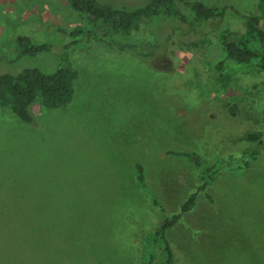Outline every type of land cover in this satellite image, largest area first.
<instances>
[{
    "label": "rangeland",
    "instance_id": "374dc122",
    "mask_svg": "<svg viewBox=\"0 0 264 264\" xmlns=\"http://www.w3.org/2000/svg\"><path fill=\"white\" fill-rule=\"evenodd\" d=\"M183 1L226 9L191 25L155 17L130 35L71 46L59 30L88 24L65 0H0V73L50 72L67 54L78 74L68 104L37 97L31 123L0 107V253L13 247L17 264H143L153 229L202 182L188 157L169 154L178 150L219 172L165 231L172 264H264V145L243 137L264 139V71L223 59L217 40L239 33L258 0ZM18 35L51 48L20 57Z\"/></svg>",
    "mask_w": 264,
    "mask_h": 264
},
{
    "label": "trees",
    "instance_id": "16d2710c",
    "mask_svg": "<svg viewBox=\"0 0 264 264\" xmlns=\"http://www.w3.org/2000/svg\"><path fill=\"white\" fill-rule=\"evenodd\" d=\"M65 1L74 11L84 14L88 24V26H76L68 31L59 30L68 36L71 46L76 45L80 37L109 39L116 35H130L140 29L145 21L155 17L172 18L191 25L203 20L222 18L226 9V7L209 6L201 1L183 0H146L144 5L133 9L117 7L100 0ZM183 7L191 12H183L181 10ZM257 8L259 12L256 14L242 15L244 25L239 33L230 36L228 32L223 31L218 34L217 40L220 41L224 53L223 59L246 65L256 63L257 70L261 72L264 71V0H258ZM236 13L240 14V12ZM15 43L20 57L36 56L51 48L50 43L33 41L26 35L16 36ZM216 66L220 68L222 62ZM77 76L67 54L60 56V65L50 72L38 67H25L14 73H0V107H8L21 121L31 123L33 114L30 108L37 97H41L43 105L47 108H57L68 104L73 96V83ZM241 79L244 82L246 80L244 77ZM260 105L264 106V101ZM230 109L236 111L234 107ZM243 137L246 141L264 145V139L259 131L246 132ZM169 153L188 157L199 170L202 182L197 191L204 190L215 180L219 172L214 164L207 165L202 162L203 160L196 153L178 150ZM255 154L256 152L252 153L253 156ZM136 178L138 185L143 188V168L139 164L136 165ZM206 195L209 200H212L209 194ZM196 196L197 192L188 196L181 206V213L188 212L194 206ZM152 202L155 206L157 205L155 199H152ZM180 214L164 217L159 226L153 229L151 238L145 242L141 250L143 264L173 263L174 254L165 237V231L180 218ZM34 220L35 214L32 223ZM36 223L35 220L34 229H32L34 235L37 230ZM15 254L16 250L8 246L6 253H0V264H8V261L17 264Z\"/></svg>",
    "mask_w": 264,
    "mask_h": 264
},
{
    "label": "crops",
    "instance_id": "0c3cea01",
    "mask_svg": "<svg viewBox=\"0 0 264 264\" xmlns=\"http://www.w3.org/2000/svg\"><path fill=\"white\" fill-rule=\"evenodd\" d=\"M169 154L177 155V154H173V153H169ZM177 156H181V155H177ZM194 169H195V168H194ZM197 190H198V187H197L196 191H194V192H197V193H198L199 191H197ZM194 192H193V193H194ZM191 194H192V193H191ZM187 198H188V197H187ZM187 198H186V199H187ZM196 198H197V196H196ZM210 201H211V200H210ZM151 203H152V205H154L153 202H152V200H151ZM183 203H184V202H183ZM194 205H195V204H194ZM154 206H155V205H154ZM155 207H156V206H155ZM151 212H152V211H151ZM180 213H181V210H180ZM180 213H179V214H180ZM181 214H182V213H181ZM181 214H180V216H181ZM175 215H176V214H175Z\"/></svg>",
    "mask_w": 264,
    "mask_h": 264
}]
</instances>
